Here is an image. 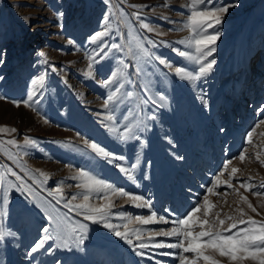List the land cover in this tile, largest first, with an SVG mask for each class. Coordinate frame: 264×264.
Here are the masks:
<instances>
[{"label":"rangeland","instance_id":"obj_1","mask_svg":"<svg viewBox=\"0 0 264 264\" xmlns=\"http://www.w3.org/2000/svg\"><path fill=\"white\" fill-rule=\"evenodd\" d=\"M213 3L216 7L229 6L222 14L216 51L205 60L216 63L200 79L189 81L155 58L165 59L173 69L198 70L199 65L173 50L193 51L178 43L191 35L184 28L190 0H0V127L17 129L15 133H0V142L15 139L19 145L3 144L0 172L6 173L11 167L32 189L28 192L5 183L6 205L4 190L0 189V228L11 233L0 241V264H179L180 250H140L136 245L176 242L174 237L150 239L151 232L173 227L160 222L159 217L181 218L205 195L214 205L209 220L215 221L217 228L221 226L216 213L225 220L224 228L234 222L227 219L229 216L264 221V195L253 194L257 190L264 193V164L260 163L264 160V123H260L264 121V0ZM142 22L155 31L148 32ZM106 26L109 35L91 42V36L104 32ZM112 44L120 48L113 49ZM138 45H143L148 55ZM90 57L95 60L92 78L86 75ZM118 69L125 75L105 88L102 81ZM41 76L43 83L34 85ZM120 83L124 87L105 109V99ZM33 90L36 94L31 107L13 103L26 100ZM128 92L132 95L127 96ZM109 114L116 117L115 122L106 119ZM113 124L121 132L128 125L134 138L119 139V133L110 131ZM253 128L252 143H248L247 133ZM25 137L36 144L26 145ZM84 140L123 157L117 163L125 168L135 165V181L97 156ZM242 151L243 161L239 159ZM7 152L16 160L9 159ZM228 161L231 163L225 170ZM233 167L238 172L230 178ZM37 170L49 178L45 181ZM81 170L151 201V211L157 217L149 225L135 219L150 215L149 209L135 206L141 201L112 193L105 199L89 201L99 206L111 200L114 207L107 222L126 232L133 244L104 227V222L87 221L65 208L63 202L57 203L61 195L55 192L57 187L66 198L84 191L75 186L80 181L73 179ZM222 171L217 194H208L207 188ZM7 179L19 184L10 175ZM225 181L232 187L228 188ZM245 181L248 183L241 187ZM82 202L79 197L73 203ZM50 214L61 218L65 237L79 235V224H87L83 243L69 239L64 246L62 236L57 235L60 230L53 231ZM44 228L53 238L32 253L31 248L45 235ZM73 228L77 229L75 234ZM135 229L142 230L140 240ZM138 251L146 255H137ZM183 255L191 258L193 254ZM216 258L221 264H234L218 254ZM242 264L258 262L246 260Z\"/></svg>","mask_w":264,"mask_h":264},{"label":"snow or ice","instance_id":"obj_2","mask_svg":"<svg viewBox=\"0 0 264 264\" xmlns=\"http://www.w3.org/2000/svg\"><path fill=\"white\" fill-rule=\"evenodd\" d=\"M134 8H142L144 6L141 5H132ZM189 14L187 15L186 21L184 22V28L189 30L191 35L187 39H182L178 43L187 45L188 48H192L193 51L188 50H180L173 49L177 52L180 57L185 58L188 61H193L195 64L199 65L198 70L188 71L184 67H175L169 64L165 59L160 57H156L161 65H165L170 70H174L175 74L183 80L194 81L200 79L206 73L210 72L216 61L214 59L208 60L205 62L207 57H211L213 53L216 51L214 45L216 41L220 37V31L218 30L219 26L222 24V14H226L229 10V6H220L216 7L213 3V0H190V4L188 5ZM62 15V14H61ZM136 18L140 19V13H135ZM107 19V17L105 18ZM141 26L146 29L148 32H153L155 29L149 26L147 23L141 24ZM212 31L209 32L208 30ZM106 35H109V30L107 26L105 27L104 32H96L93 36H91V42L96 43L98 40H102V38ZM150 44H155V41L149 40ZM141 49L145 55H148L146 49L143 48V45L137 46ZM111 48L119 49L120 45L112 44ZM103 52V49L101 50ZM40 56H45L44 52L39 53ZM90 63L88 65L89 71L87 72V76L92 78L93 72L91 71L93 67V63H95L94 58L90 57ZM2 58H0V63H2ZM53 71H57L55 65H51ZM125 68L128 65L124 66ZM125 73L123 70H117L111 73V76L108 79L102 81V84L105 88H108L111 84H116L117 79L121 76H124ZM44 77L41 76L37 81H34L35 84H42ZM123 83H120L114 91H112L104 101L103 107L107 109L109 107V103L114 101L117 97V93L120 92L121 88H123ZM35 90L29 92L26 100L22 102H13L17 107L23 103L26 107H31V103L33 101V97L35 95ZM127 96H131L132 93H126ZM164 99L163 96L160 97L162 101ZM153 104L156 103L155 100L152 101ZM264 111V109H261ZM106 119L108 121L115 122L116 117L112 114L107 115ZM154 119V117H153ZM48 121L45 120V123ZM260 123H264L261 121ZM259 125H257L258 127ZM124 131L121 132L119 128L113 126L110 128V131L119 133L118 138L121 140L130 139L133 137V130L128 125H124ZM3 132H17V129L12 127H0V133ZM255 132V128L247 133V142L252 143L253 133ZM12 145L14 147H19L17 141L15 139H8L7 141L0 142V149L3 148V144ZM24 143L26 145H35L36 141L25 137ZM84 145L90 148L97 156L105 158L109 163L113 164L115 167L119 169L120 172L124 173L127 178L131 181H135V177L132 175V170L135 168V165H132L131 168H125L123 165L117 163V161L123 160V157H117L113 153L107 151L105 147L100 146L96 142H89L88 140L83 141ZM9 159L16 160V157L13 156L11 152H7ZM239 159L243 161L245 159V153L242 151L239 155ZM231 161H228L224 165V169L228 168V165ZM261 164H264V160L260 161ZM41 177H44L46 181L49 177L47 173L37 170ZM238 172V169L233 167L231 169L230 178L234 176ZM25 173L31 175L32 179L35 180L36 177L34 174L30 172V170H25ZM8 175L15 178V181H19V184L8 180ZM223 175V171L220 175L215 177V180L211 187L207 188L208 194L216 195L215 189L220 184V177ZM73 179H78L80 183L76 184L77 188H81L84 191L77 192L72 194L70 197H65L62 194V189L57 187L55 189L56 193H61L57 203L63 202V206L69 209L72 212H76L83 216V218L92 223H100L104 222V227L111 228L115 235L125 239L128 244H133L132 239L129 238L126 232H121L115 229V226L109 224L107 222V218L109 216V210L114 207V204L109 200L108 203L100 204L99 206H93L89 203L90 199L98 198L105 199L108 196V193L118 194L120 196H128L131 201H141V203H136L135 206L139 208H147L150 210V215L147 216H136L135 219L142 225H149L154 222L157 217V213L155 211H151L152 203L150 200H146L141 196H137L134 194L128 193L124 189H117L114 185L107 183L106 181L97 178L89 171L81 170L76 177ZM251 180V177H249ZM7 183V186L15 189H22L28 192H31V187L27 186L23 180V177L20 176L16 171H14L11 167L7 168L6 173L0 172V189L4 190L3 195V204L8 203L7 190L4 189V184ZM226 184L228 188H231L232 185L230 182H223ZM248 182L245 181L240 186L245 187ZM264 187V184L261 185ZM52 195L53 193H49ZM254 195H264V193L259 190L253 192ZM79 197H82V203H73ZM240 199L242 201L247 202V198L241 196ZM214 205L209 200V195H205L203 197V201H198L196 205H194L183 217L169 220L164 216L159 217V221L164 224H172L168 230L161 229L160 231H153L150 234V239L154 240L155 237L163 236L166 238H176V242L174 243H165V242H156L153 244L140 242L136 245V247L140 250L147 249L149 247H154L158 249H177L180 250L179 255V264H199V261H203L204 264H221V261L216 258L218 254L219 257H226L230 262H234V264H242L243 261L252 260L257 261L258 264H264V221H257L252 219L251 217L248 220L239 219L236 220L234 217H227L228 220H233L234 222L229 224L227 228L222 227L225 224V220L219 219V213H216V220L218 221L220 228L216 227V222L209 220V215ZM248 207L252 209L253 212L256 209L249 203ZM241 215H243V210H239ZM202 212V216L198 215ZM48 219L53 223L54 229L56 231L59 229L60 231L57 233L58 236H62V242L64 246H67L68 240L72 239L74 243L81 244L83 243L84 237L88 231L87 224H79V235L72 236H63L64 229L62 227L61 218L56 215L50 214ZM239 225H244L240 227ZM199 229L197 231L196 229ZM236 231H233V230ZM45 235L35 243V245L31 248V252L35 253L39 249L43 248L48 240L53 237L49 235V229H43ZM136 233L137 240H140L141 229L133 230ZM77 232L76 228L72 229V233L75 234ZM6 235H11V233H6L3 228H0V241H3ZM183 253H191L193 254L191 258L187 255H183ZM137 255L144 256L146 255L143 251H138ZM161 255L168 256L172 255L169 252H162Z\"/></svg>","mask_w":264,"mask_h":264},{"label":"bare ground","instance_id":"obj_3","mask_svg":"<svg viewBox=\"0 0 264 264\" xmlns=\"http://www.w3.org/2000/svg\"><path fill=\"white\" fill-rule=\"evenodd\" d=\"M261 63V62H260Z\"/></svg>","mask_w":264,"mask_h":264}]
</instances>
